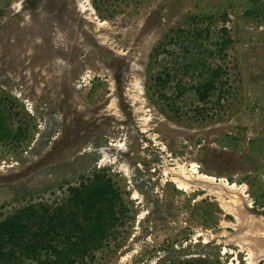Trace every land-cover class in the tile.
Segmentation results:
<instances>
[{
  "label": "rangeland",
  "instance_id": "obj_1",
  "mask_svg": "<svg viewBox=\"0 0 264 264\" xmlns=\"http://www.w3.org/2000/svg\"><path fill=\"white\" fill-rule=\"evenodd\" d=\"M219 66L203 102L195 88ZM0 98L28 130L0 143V221L107 168L121 223L82 264L251 263L264 0H0ZM200 175L236 189H204Z\"/></svg>",
  "mask_w": 264,
  "mask_h": 264
},
{
  "label": "trees",
  "instance_id": "obj_2",
  "mask_svg": "<svg viewBox=\"0 0 264 264\" xmlns=\"http://www.w3.org/2000/svg\"><path fill=\"white\" fill-rule=\"evenodd\" d=\"M223 71L220 66L213 69L195 88L201 101L216 89ZM2 103L0 98V143H21L28 130L16 126L18 113L4 110ZM106 169L69 186L61 203L30 204L0 221V264H82L102 249L122 213V196Z\"/></svg>",
  "mask_w": 264,
  "mask_h": 264
},
{
  "label": "bare ground",
  "instance_id": "obj_3",
  "mask_svg": "<svg viewBox=\"0 0 264 264\" xmlns=\"http://www.w3.org/2000/svg\"><path fill=\"white\" fill-rule=\"evenodd\" d=\"M185 172V171H184ZM185 175V174H184ZM184 177V176H183ZM183 177L181 178V180L183 179ZM186 177V176H185ZM200 179L199 180H205L206 182H209V187H211V186H213V184H211L210 182H215V178H212V177H209V176H205V175H200V177H199ZM188 179V178H187ZM189 180V179H188ZM186 179L184 178V181H180L179 180V182H178V184H179V189H188V186L189 185H187L186 184ZM189 182H191V181H189ZM189 182H188V184H189ZM221 182H223V185H226L228 188H230L231 190H234V189H236V185L235 184H233V185H231V184H228L226 181H224V180H221ZM220 182V184H222ZM192 183H196V181L195 182H192ZM218 185V184H217ZM217 185H214V186H217ZM208 187V188H209ZM214 188V187H213ZM250 239V238H249ZM250 241V242H249ZM248 242H249V244H250V246H252L251 247V249L253 250V248L256 250V254H254L251 250L249 251V255H250V259H251V263L250 264H256V261H257V259L259 258V256H264L263 255V253L264 252H260L259 251V249H261V247L259 246V245H257V243H256V245H252L251 243H252V241L251 240H249ZM258 258H257V257Z\"/></svg>",
  "mask_w": 264,
  "mask_h": 264
},
{
  "label": "water",
  "instance_id": "obj_4",
  "mask_svg": "<svg viewBox=\"0 0 264 264\" xmlns=\"http://www.w3.org/2000/svg\"><path fill=\"white\" fill-rule=\"evenodd\" d=\"M220 181V180H219ZM218 181V185L217 186H211V187H214V188H219V190H224V191H226L227 190V188L228 187H225L223 184H220V182ZM199 185L198 186H200V187H202V188H204V189H206V188H208L209 187V182H206L205 180L203 181H198L197 182ZM196 183V184H197ZM195 184V183H194ZM229 189V188H228ZM218 190V189H217ZM263 231H264V229H263ZM260 232V231H259ZM258 232V233H259ZM260 236H263L262 238H259L258 239V237L256 236V237H250V236H248V238H250V240L251 241H253L254 243H257V245H259L260 247H262V248H264V232H263V234H260Z\"/></svg>",
  "mask_w": 264,
  "mask_h": 264
}]
</instances>
